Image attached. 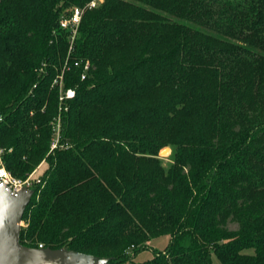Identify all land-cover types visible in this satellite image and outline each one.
Here are the masks:
<instances>
[{
  "label": "trees",
  "instance_id": "obj_1",
  "mask_svg": "<svg viewBox=\"0 0 264 264\" xmlns=\"http://www.w3.org/2000/svg\"><path fill=\"white\" fill-rule=\"evenodd\" d=\"M90 1L0 0V159L39 180L19 242L264 264V0H103L71 41L59 22Z\"/></svg>",
  "mask_w": 264,
  "mask_h": 264
},
{
  "label": "water",
  "instance_id": "obj_2",
  "mask_svg": "<svg viewBox=\"0 0 264 264\" xmlns=\"http://www.w3.org/2000/svg\"><path fill=\"white\" fill-rule=\"evenodd\" d=\"M169 151L164 147L160 155ZM33 191L23 188L13 192L0 187V264H106L107 258L66 250L34 248L19 242L21 221Z\"/></svg>",
  "mask_w": 264,
  "mask_h": 264
},
{
  "label": "built area",
  "instance_id": "obj_3",
  "mask_svg": "<svg viewBox=\"0 0 264 264\" xmlns=\"http://www.w3.org/2000/svg\"><path fill=\"white\" fill-rule=\"evenodd\" d=\"M95 6V0H91L89 3H87L84 7H72L68 10V12L65 14V16L62 17V19L59 22L60 28L69 31L71 41L76 35L77 27L79 25L81 16L85 9H90ZM87 64H85L83 68V72L81 74V80L85 78L86 75V69ZM54 83L58 84L59 87V97H58V103H59V111L66 110V101L74 97L75 91L71 88L64 89L61 84V77H59L58 80H56ZM53 138L51 142L50 149L56 148V145L59 141V119L56 120L54 126H53ZM1 154V151H0ZM38 183L39 180H33L31 176L25 178V179H17L12 177L3 167L0 159V187L5 186L6 188L10 189L13 192H18L22 190L23 188L31 190L33 184ZM38 247L42 248L41 245Z\"/></svg>",
  "mask_w": 264,
  "mask_h": 264
},
{
  "label": "rangeland",
  "instance_id": "obj_4",
  "mask_svg": "<svg viewBox=\"0 0 264 264\" xmlns=\"http://www.w3.org/2000/svg\"><path fill=\"white\" fill-rule=\"evenodd\" d=\"M103 0H95V6L99 3H101ZM94 6V7H95ZM84 7V6H83ZM93 8V7H92ZM91 9V8H90ZM69 10V9H68ZM86 10V9H85ZM87 10H89L87 8ZM168 147V146H166ZM169 148V147H168ZM163 149V148H162ZM160 149V151L162 150ZM160 151L158 152V157L162 158V164L164 166H169L172 163L171 160V148H169V151H167L164 155H160ZM45 165H41L39 167H37L30 175L35 176V175H40L43 170H44ZM24 226V220L22 219L21 221V227ZM228 227L230 229H235L236 225L233 223H229ZM168 243V236H161L155 239L150 240L149 242L146 243V247L144 249H141L140 252L138 254H136V256H133L134 253L130 254V258L129 260L134 261V262H140V261H144V260H148L150 259L153 254H155L158 250L163 249L166 244ZM213 264H218L216 262V260H214L213 258Z\"/></svg>",
  "mask_w": 264,
  "mask_h": 264
}]
</instances>
